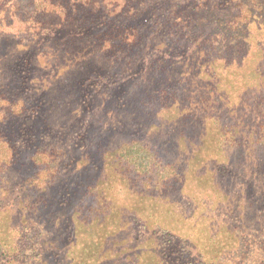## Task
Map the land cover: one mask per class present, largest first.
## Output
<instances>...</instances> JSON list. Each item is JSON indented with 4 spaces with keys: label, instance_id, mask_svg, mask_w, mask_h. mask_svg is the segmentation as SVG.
I'll use <instances>...</instances> for the list:
<instances>
[{
    "label": "rangeland",
    "instance_id": "1",
    "mask_svg": "<svg viewBox=\"0 0 264 264\" xmlns=\"http://www.w3.org/2000/svg\"><path fill=\"white\" fill-rule=\"evenodd\" d=\"M0 264H264V0H0Z\"/></svg>",
    "mask_w": 264,
    "mask_h": 264
},
{
    "label": "trees",
    "instance_id": "2",
    "mask_svg": "<svg viewBox=\"0 0 264 264\" xmlns=\"http://www.w3.org/2000/svg\"><path fill=\"white\" fill-rule=\"evenodd\" d=\"M46 155H49V154H47L46 153ZM57 163H55V161H52V169H54V172L56 171V169H55V165H56ZM53 166H54V168H53Z\"/></svg>",
    "mask_w": 264,
    "mask_h": 264
}]
</instances>
